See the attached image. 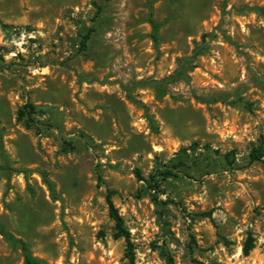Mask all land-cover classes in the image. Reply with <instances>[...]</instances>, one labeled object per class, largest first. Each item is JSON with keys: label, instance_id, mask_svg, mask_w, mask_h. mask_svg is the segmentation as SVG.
<instances>
[{"label": "rangeland", "instance_id": "1", "mask_svg": "<svg viewBox=\"0 0 264 264\" xmlns=\"http://www.w3.org/2000/svg\"><path fill=\"white\" fill-rule=\"evenodd\" d=\"M254 6L264 0H0V264H25L4 232L46 264H264ZM197 47L187 77L163 82ZM27 100L33 118L19 115ZM173 165L180 176L151 188Z\"/></svg>", "mask_w": 264, "mask_h": 264}, {"label": "trees", "instance_id": "2", "mask_svg": "<svg viewBox=\"0 0 264 264\" xmlns=\"http://www.w3.org/2000/svg\"><path fill=\"white\" fill-rule=\"evenodd\" d=\"M254 8L264 17V6H254L251 7ZM153 23V33L152 37L155 42L158 41V29L160 27V24L155 22L152 19ZM94 29H90V31L85 34L81 40V46L82 48L87 47L88 40L90 38L91 32ZM201 47H197L192 56L189 57H182L178 59V66L177 69L175 70V73L169 77L168 79H165L166 83H173L181 79H185L187 77V74L189 71H191L196 65V58L197 56L201 53ZM163 82H157L154 81V85L160 92V94H165L167 92V88L162 85ZM39 112L38 107L31 102L30 100H27L23 108L20 110L19 115L20 117L24 116H29V118H33L32 114ZM264 155V148L263 147H256L252 150L250 153V157L252 160H260L261 157ZM179 168V165H173V166H165V167H158L153 173L150 175V186L151 188H156L157 187V182L158 178L160 176L162 177H169V176H174L178 177L180 176V172L177 171ZM138 177L141 179V175L139 171H137ZM51 184V183H50ZM107 203L109 207V215L110 217L114 220L115 222V236L116 237H124L127 242V247H126V257L131 261L134 262L135 260V253H134V243L131 240V234L130 231L127 229L124 223V219L122 215L119 213V210L115 206L111 192L108 193L107 195ZM6 235L7 239L10 240L14 246L20 244L22 249L24 250V256H25V264H46L45 261L33 256L28 248V244L21 238L16 237L13 233L11 232H4ZM252 248V245L247 243L244 247V252L248 254ZM203 264V263H200Z\"/></svg>", "mask_w": 264, "mask_h": 264}]
</instances>
